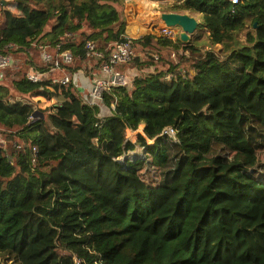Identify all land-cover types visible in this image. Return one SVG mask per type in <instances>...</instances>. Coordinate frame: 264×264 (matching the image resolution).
I'll return each mask as SVG.
<instances>
[{"label":"trees","instance_id":"1","mask_svg":"<svg viewBox=\"0 0 264 264\" xmlns=\"http://www.w3.org/2000/svg\"><path fill=\"white\" fill-rule=\"evenodd\" d=\"M183 1L222 50L194 59L179 37L134 39L136 53H152L123 67L131 83L104 94L110 114L101 116L74 84L53 80L90 76L89 62L99 71L85 41L123 40L119 11L104 10L105 0H17L11 9L0 0V55L15 60L0 69L3 264H264V0ZM51 21L37 52L28 37ZM47 89L62 97L48 123L7 111L14 94ZM141 125L129 142L127 130ZM167 127L175 137L162 135ZM137 146L145 158L119 161Z\"/></svg>","mask_w":264,"mask_h":264},{"label":"rangeland","instance_id":"2","mask_svg":"<svg viewBox=\"0 0 264 264\" xmlns=\"http://www.w3.org/2000/svg\"><path fill=\"white\" fill-rule=\"evenodd\" d=\"M6 3L5 7L7 8H14L18 3L17 0H4ZM103 3L104 10H111L116 9L120 13V24H125V35L131 36L134 39H140L146 35H158V31L163 27L164 22L160 19L162 13H170V12H177L182 14H189L197 17L198 19L201 17V14L192 13L187 10L183 5V0H105ZM152 14L158 15L159 19H155L152 21L151 25H147L150 16ZM54 21L49 22L48 26L43 30H39L36 32L35 35L29 36L28 41L31 42L35 51H40L42 45L50 42V37L48 36V32L54 26ZM119 24V25H120ZM118 25V26H119ZM118 26L114 29L117 30ZM137 27V28H135ZM141 28V30L139 29ZM85 31V34L80 35V37H86L87 33H90L88 26L83 25L82 28ZM133 31V32H132ZM180 31V29H179ZM254 32V27L249 26L248 30L242 32L239 35L241 41L246 42V34L247 32ZM133 33V35L131 34ZM211 32L204 28L201 30H197L193 34V45L195 53L191 56L194 59L201 58L206 52L214 50V51H221L222 46L219 44L214 45L212 43ZM161 37V36H160ZM192 39V38H191ZM85 40V39H84ZM191 42V41H190ZM54 51L56 49H53ZM137 52L139 55H143L144 57H148L151 55L152 52H147L146 50L138 49ZM33 54V50H30ZM45 53V52H44ZM52 54V53H51ZM137 54V55H138ZM155 55V54H154ZM20 58L23 60L20 63V67H22L21 72H23V68L26 67V63L24 64V59H26V54L20 52ZM15 61V60H14ZM18 65V64H17ZM89 65L92 67L94 66L92 62H89ZM191 64L189 63V66ZM85 67V63L83 64ZM120 69H124L123 67ZM192 73H196L195 69H192ZM78 73H84L83 71H79ZM88 77V75H86ZM15 77L6 78V80H13ZM5 80V81H6ZM165 81H170L169 77L164 78ZM1 81V79H0ZM14 101L16 105L11 104L14 106L12 108H8L7 111L11 114H21L26 115L29 119H43L48 123L50 109L54 105L59 104L62 101V97L59 94L54 93L51 89H47L46 91H42V94L33 97V96H26L21 97L19 94H14ZM100 107H102V111L104 115L107 116L110 114L109 108L104 107L102 103H98ZM10 107V106H9ZM101 112V111H100ZM36 113V114H35ZM140 133H143V126L141 125L137 131L127 130L126 138L129 142L135 144L137 142V137ZM150 145L153 144V141L148 142ZM146 150L143 147L137 146L134 151L128 152L127 155L120 158L119 161L125 163L128 159L136 161L139 158H145ZM260 159L264 162V152L261 153ZM153 167H147L144 170V173H148V175H154ZM81 179V178H80ZM0 264L2 260L0 259Z\"/></svg>","mask_w":264,"mask_h":264},{"label":"built area","instance_id":"3","mask_svg":"<svg viewBox=\"0 0 264 264\" xmlns=\"http://www.w3.org/2000/svg\"><path fill=\"white\" fill-rule=\"evenodd\" d=\"M233 3H237L238 0H232ZM180 31L176 27H168L163 24V27L158 31L157 37H165L172 40H176L179 37ZM134 38L131 36H125L123 40L110 43L107 47L101 48L94 41H85L84 51L86 52V57L88 59L97 61L99 66L100 75H94L89 84V95L86 100L88 103L93 105H98V103L103 102L104 94L114 87H128L131 83V79L127 72L120 69L126 67L132 63V61L137 57L133 45ZM62 61L65 64H71L74 60V56L70 51H64L61 53ZM155 59H158L157 55H154ZM44 62H50L53 57L50 53L45 52L43 54ZM15 63L11 56H1L0 55V69L5 70L13 66ZM55 70L60 69L59 63L57 62ZM100 72V73H99ZM77 77H70L68 75L63 76L60 79H54L53 82L60 83L62 85L74 84L72 93L81 97L80 91L77 90L76 83ZM171 80V76H168ZM28 78L33 82H38L42 79L41 74L37 72H32L28 74ZM102 107L100 108V110ZM104 113L101 110V116ZM162 135H169L171 137L176 136V131L172 127H167L163 130ZM1 142V141H0ZM33 150L36 152L37 149L34 147Z\"/></svg>","mask_w":264,"mask_h":264},{"label":"water","instance_id":"4","mask_svg":"<svg viewBox=\"0 0 264 264\" xmlns=\"http://www.w3.org/2000/svg\"><path fill=\"white\" fill-rule=\"evenodd\" d=\"M160 17L166 26L180 29L179 38L185 44L191 41L193 34L198 30L199 19L193 15L170 12L162 13ZM155 19H159V16L152 14L147 25H151Z\"/></svg>","mask_w":264,"mask_h":264},{"label":"crops","instance_id":"5","mask_svg":"<svg viewBox=\"0 0 264 264\" xmlns=\"http://www.w3.org/2000/svg\"><path fill=\"white\" fill-rule=\"evenodd\" d=\"M193 44L194 43H193V37H192L191 44L189 46H195ZM193 54L194 53H192V55ZM185 68L189 72V74H191V75H195L196 74V73L195 74L192 73L193 72L192 69H195L192 65L189 66V64H187V65H185ZM89 69H91V73H90V76H88V77L86 76L85 73H77V74H75V76H78L77 77V83H76L75 87L77 88L78 91H80L81 96L89 95V84H90L89 82H90L91 78L94 75H100V74L97 73L96 70L92 69L91 65H89Z\"/></svg>","mask_w":264,"mask_h":264},{"label":"bare ground","instance_id":"6","mask_svg":"<svg viewBox=\"0 0 264 264\" xmlns=\"http://www.w3.org/2000/svg\"><path fill=\"white\" fill-rule=\"evenodd\" d=\"M160 19H161V17H160ZM135 28H137V27H135ZM139 29L141 30V28L139 27ZM133 32V31H132ZM132 35H133V33H131Z\"/></svg>","mask_w":264,"mask_h":264}]
</instances>
